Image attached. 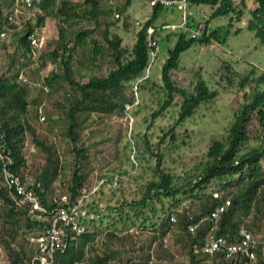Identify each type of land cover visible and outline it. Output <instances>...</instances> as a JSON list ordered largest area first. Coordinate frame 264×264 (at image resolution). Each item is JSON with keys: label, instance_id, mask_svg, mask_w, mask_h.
I'll use <instances>...</instances> for the list:
<instances>
[{"label": "trees", "instance_id": "obj_1", "mask_svg": "<svg viewBox=\"0 0 264 264\" xmlns=\"http://www.w3.org/2000/svg\"><path fill=\"white\" fill-rule=\"evenodd\" d=\"M104 1L66 0L58 6L57 0H41L28 11H23L19 16L23 29L18 31L16 50L9 57V67L17 66L16 72L9 77L0 75V154H9L11 165L8 170L23 180V168L27 163V155L23 151L26 138L30 137L36 150L42 151L43 165L35 170L33 185L27 187L38 196L47 214L58 207L54 201L53 183L62 166L56 143L48 136L52 129L48 127L49 132L44 134L36 128L41 117L43 122L46 120V123L51 124V128L64 124L62 136L69 140L71 152L75 156L67 193L71 195L70 202H76L83 196L78 220L85 226V231L80 235L67 231L63 238L64 247L55 252L52 264H110L117 251L102 252L100 243L104 237L110 243L134 240L133 249L149 258L144 264H151V251H147L151 245L146 244L149 235L154 241V233L159 232L164 236L175 229L179 235L175 237L174 245L188 257L189 264H244L243 258H227L222 250L209 256L203 249L213 226L210 216L225 201H229V206L215 225L217 237L232 243L237 241L241 228L252 234L264 230V71L258 73L257 67L249 65L247 74L236 84L240 90H244V94L242 103L233 112L232 121L223 134L210 136L206 152L196 157L198 160L192 166L184 163L183 157V150L189 146V138L193 133L188 129V124L195 123L203 110L214 105L218 92L211 89L199 73L187 86H179L176 77L178 72L184 70L179 61L185 51L193 45L207 47L213 42L223 44L229 36L232 22L240 20L245 10L248 17L246 30L252 32L260 46L264 47V0H241V8L233 0H186L188 9L194 10L193 16L189 17L188 30L179 31L174 46L167 50V57L161 67V85L150 83L147 74L149 61L154 59L152 54L156 50L149 46L148 30L152 28V36L157 37L162 27L156 28L154 23L166 10L161 6L153 7L151 15L135 33L132 47L124 48L121 37L109 31L113 23L101 22L114 11L118 12V17L125 14L130 2L126 0L122 8H112L110 5L105 6ZM246 1H250L251 6ZM84 6L85 11L81 12ZM206 7L212 9L210 19L228 17V26L211 29L209 21L205 20L202 21L204 28L201 34L191 38V31L201 21L198 19V10ZM13 8L14 0H0V40L19 28L7 24ZM49 14L59 21L58 39L54 42L58 48L50 52L43 50L37 67H31L30 36L41 30ZM86 19L93 21L97 28L102 26L101 41L90 38L93 31L72 29L79 21ZM129 20L126 14L122 23L126 31L132 27ZM63 24H67V27ZM238 32L240 29H236L235 33ZM104 50L114 68L106 75L91 76L85 83L77 81L74 78V64L80 67L92 65L98 52ZM77 51L81 52L84 63L75 59ZM46 61L54 64L58 62V68L41 78L39 74L46 66ZM27 70L38 78L36 81L42 82L43 87L36 91L39 96H44V101L64 89L61 99L53 102L60 110L56 116L45 113L39 104L40 98L31 101V90L34 89H29L17 80L19 73H26ZM229 72L232 77L236 76V73ZM228 80L231 81L230 78ZM149 84L151 86L147 90H155L157 95V110L149 119H144L147 126L137 140L129 136L127 146H132L133 150L132 168L137 169V161L144 159L150 177L144 179L142 184H137V177L121 171L110 180L100 178L98 190L89 197L81 195L83 185L78 163L87 152L81 144L83 124L104 117L128 115V111L135 106L138 93L146 90ZM156 120L164 123L156 126ZM3 164L0 158V182L3 184L0 187V200L7 208L4 217H0L1 232L13 243L21 229L19 220L24 219L26 229L39 230L32 235L39 234L49 223L29 214L26 208L16 207L12 190L7 189L3 182ZM177 164L183 168L181 174L171 168ZM124 178L128 184L126 189L122 187ZM36 183L40 185L38 188L35 187ZM107 185L112 189V196L119 192L121 197L114 203L108 198L101 204L94 197L96 194L103 197V189ZM129 190H134L130 199L126 195ZM213 193H217L218 197L214 198ZM82 210L86 211L85 216L81 215ZM90 214L94 215L93 219L89 217ZM196 224L197 228L191 232L189 228ZM20 235L26 244L19 245L17 251L10 248L9 244L6 246L12 257L11 264H29L33 257V249L29 245L31 235L28 238L24 232ZM141 237L144 238L139 239ZM27 245L29 249L26 251ZM262 245L264 231L259 237L258 247ZM258 258H262L260 253ZM258 264L263 262L259 261Z\"/></svg>", "mask_w": 264, "mask_h": 264}, {"label": "rangeland", "instance_id": "obj_2", "mask_svg": "<svg viewBox=\"0 0 264 264\" xmlns=\"http://www.w3.org/2000/svg\"><path fill=\"white\" fill-rule=\"evenodd\" d=\"M64 1L66 0H57V5L59 6L60 3ZM71 1L80 2L81 0ZM125 1L126 0H105L104 3H106L105 6L110 5L112 8H122L125 5ZM233 1L238 8H241V0ZM129 2L130 4L125 14L119 15V17L116 18L115 15L118 12L114 11L105 19L103 18V22H101L102 24L105 22L113 23L109 31L121 37L122 47L124 48L132 47L135 42V33L151 15L148 0H129ZM246 2L248 6H251L250 1ZM80 10L84 12L85 6ZM190 11L194 12V10ZM198 12V19H201V21H209L211 29L228 26V17L210 19V14L212 13V9L210 8H201ZM246 12L245 10L240 20L232 22L229 28V36L223 44L213 42L211 46L207 47L193 45L180 57L179 65L183 67L184 70L178 72L176 77V83L179 86H187L193 81L196 73H199L207 85L218 92L214 105L209 109L203 110L199 114L200 117L195 120V123L188 124V129L192 130L193 133L189 138V146L183 150V157L184 163L189 166H192L195 161L198 160L196 157L206 152L210 136L223 134L226 126L232 121L233 112L242 103L244 94V90H240L236 84L243 75L247 74L249 65L257 67L258 73L264 71V47L260 46L259 40L254 37L252 32L246 30L248 18ZM4 13H6V11H4ZM126 14L129 15V23L132 26L128 31L123 28L122 24ZM180 21V14L175 12L170 15L163 13L154 23L156 28L162 27V31L157 35L158 50L154 59L152 60L151 58L149 61L147 74L150 83L161 85L160 74L162 64L167 57L168 48L174 46L176 35L179 32L177 29L172 30L170 27L165 26L168 24L171 25L172 23L177 24V22ZM63 25L67 27V24ZM22 26L23 23H21V26H19L17 30L12 33L9 31L8 33L10 34L0 40V75L2 76L9 77L16 72L17 66H13L12 68L9 67V57L12 55L13 51L16 50V36L18 31L23 29ZM58 27V18L49 14L41 30L37 32V36L43 45L42 50L50 52L53 48H58L54 43L58 39ZM72 29L75 31L80 29L88 30L89 32L93 31L91 32L90 38L95 41H101V34L103 33L102 26L97 28L93 21L87 19L79 21ZM236 29H240V32L235 33ZM75 56L77 61L84 63V58L80 51H77ZM46 62V66L39 74L41 78H45L51 71L54 72L58 68V62H56V64H54V62ZM226 66H228V69H226ZM113 68V62L106 50H104V52H98L92 65L84 64V66L80 67L75 63L73 66L74 78L81 83H85L91 76L106 75L108 71ZM229 71L236 73V76L232 77ZM24 74L32 81L38 79L33 73L28 72V70L26 73L24 72ZM229 78L231 79V83L228 80ZM150 86V84L147 85L146 90L138 93L135 106L128 111V115L104 117L102 120L94 119L95 122L89 120L83 124L82 130L80 131L81 144L87 149V152L84 158L79 159L78 163L79 175L83 185L80 191L81 195L89 197L98 190L97 188L101 181L100 178L106 177L110 180L113 176L117 177L119 174L118 172L121 171H127L133 177H137V184H142L144 179L150 177L148 164L145 163L144 159H141L140 162L137 161V169L132 168L133 161L131 159L133 150L131 151L132 146H127L129 136H131L133 140H137L147 126L144 119H149L148 117L157 110V95L155 94V90H147ZM68 88L67 86L66 89ZM36 90L37 89L31 90V101L35 98H40L39 104L41 103L46 114L52 113L56 116L60 113V110L54 106L53 102L57 99H61V93L64 89L62 92L54 93L51 99L47 101H44V96H39ZM163 123L164 121L156 120V126H160ZM50 126L51 124L46 123V120L45 122L40 120V123L38 122L36 124V128L44 134L49 132L47 129L48 127L52 129L51 132L48 133V136L56 143L58 154L60 155L62 170L57 180L53 183L54 194L57 196L67 193L68 191L75 156L71 152L69 140L62 136L65 128L64 124L61 123L59 126H53L52 128ZM23 151L27 155V163L23 168L24 178L33 182L35 179L34 172L42 167L44 156L41 150H36L30 137L26 138ZM171 168L179 174H181L183 169L178 164L173 165ZM122 180V187L126 189L128 186L127 180L125 178ZM0 187H3L1 182ZM111 190L112 189H109L107 185L103 189L104 196L102 197L96 194L94 198L96 201H101V204L108 198L111 200V203H114L121 195L117 192L116 196H112ZM133 191L134 190H129V192L126 193L128 199L133 196ZM99 198L101 200H98ZM88 200H90V198ZM5 210H7V208L0 200V217H4ZM19 226L21 229L18 231L17 240L11 243L12 241H10L7 235L1 232L2 223L0 221V264H11L12 257L6 248L8 244L10 248L17 251L19 245L26 244L20 235L21 233L24 232L26 234L25 236L28 238L30 235L39 231L38 229H26L24 219L19 220ZM263 231L264 230L261 229L254 234L260 237ZM153 235L156 236L154 241L150 235L146 240V244L148 243L151 245L150 248H147V251H151V264H189L188 257L181 253L174 245L175 237L179 235L178 230L175 229L164 236H161L159 232ZM143 238L144 237H141L139 239ZM132 241L126 239L122 243L117 241L110 243L106 241L104 237L101 240L100 248L102 252L106 253L117 251V254L110 264H126L127 262L134 263L135 261L139 264H144V262H148L149 258L147 259V256H144L143 253L139 254L136 252L135 248L133 249ZM25 247L27 251L29 249L28 245Z\"/></svg>", "mask_w": 264, "mask_h": 264}, {"label": "built area", "instance_id": "obj_3", "mask_svg": "<svg viewBox=\"0 0 264 264\" xmlns=\"http://www.w3.org/2000/svg\"><path fill=\"white\" fill-rule=\"evenodd\" d=\"M40 2L41 0H14V8L12 13L8 16L7 24L20 26L21 22L19 21V16L23 14V11H28L33 4ZM148 5L150 8L161 6L167 10L179 12L181 15V22L177 26L178 28L187 27L189 17L192 16V12L189 11L186 0H148ZM115 17L118 18V15L116 14ZM170 28L174 29L175 26H171ZM203 28L204 25L199 23L196 29L191 31L190 37H197ZM152 33L153 29L150 28L148 30L149 46L150 48L157 49V38L152 36ZM30 43L32 49V61L30 66L37 67L39 57L43 51V45L36 33L30 36ZM155 53L156 50L152 54V57L155 56ZM17 80L21 84L26 85L29 89H41L43 87L41 81H30L24 72L19 73ZM39 113H41V108H39ZM40 120L43 121V117H41ZM0 158L4 161L2 169L3 182L7 189L12 190V200L16 207L26 208L29 214L49 223V226L39 234L31 235L29 237V245L33 249V257L29 264H52L55 252L64 247L63 238L65 233L71 231L75 233V235H80L85 231V226H83L78 220L83 196H80L76 202H70L71 195L69 193L57 195L55 196L54 201L58 204V207L51 211L50 214H47V210L40 205L38 196L27 187L28 185L32 186L33 182H30L27 179L22 180V178L14 175L8 170L11 165L9 154H0ZM39 186V183H36L35 187L38 188ZM213 197L217 198L218 194L213 193ZM60 204H65L66 206L63 207ZM228 206L229 201H225L223 206L217 207L212 212L210 220L212 221L213 226L207 234L206 243L203 249L204 253L212 256L217 251L222 250L227 258H243L244 264H258L259 261H262L264 264V245L258 247L259 237L255 236L248 230L241 228L238 233L237 241L232 243L228 242L227 239L223 237H217L215 235V225L218 223L222 213ZM35 212L38 214L35 215ZM42 214L47 216H43ZM86 214L85 210L81 211L82 216H85ZM89 217L93 219L94 215L90 214ZM173 220L174 217L172 216L171 221ZM202 221L203 220L199 223ZM196 228L197 224L191 226L189 229L193 232ZM258 253L262 255L261 260L258 258Z\"/></svg>", "mask_w": 264, "mask_h": 264}, {"label": "clouds", "instance_id": "obj_4", "mask_svg": "<svg viewBox=\"0 0 264 264\" xmlns=\"http://www.w3.org/2000/svg\"><path fill=\"white\" fill-rule=\"evenodd\" d=\"M150 9H152V8H150ZM204 9V8H203ZM166 10V12H170V13H175V12H177V11H171V10H167V9H165ZM190 11V10H189ZM191 12V11H190ZM177 13H179V12H177ZM180 14V13H179ZM192 16H193V12H192ZM180 17H181V15H180ZM202 21H204V20H202ZM202 21H199V23H202L203 24V22ZM181 22V21H180ZM180 22H177V24L176 23H172L171 25L170 24H168V25H166L165 27H171V26H175V28L174 29H172V30H175V29H177V30H179V31H186V30H188V25L190 24V22L188 23V25H187V27H185V28H178L177 26L179 25V23ZM198 23V24H199ZM197 24V25H198ZM204 25V24H203ZM197 27V26H196ZM196 29V28H195ZM203 30V29H202ZM201 30V31H202ZM201 31H200V33H199V35L201 34ZM198 35V36H199ZM197 36V37H198ZM157 38V37H156ZM196 38V37H195ZM157 42H158V39H157ZM157 50H158V44H157V49H156V52H157ZM156 54V53H155Z\"/></svg>", "mask_w": 264, "mask_h": 264}, {"label": "crops", "instance_id": "obj_5", "mask_svg": "<svg viewBox=\"0 0 264 264\" xmlns=\"http://www.w3.org/2000/svg\"><path fill=\"white\" fill-rule=\"evenodd\" d=\"M163 13H165V14H167V15H170V14H173V13H170V12H163ZM170 19V18H169ZM169 21V20H168Z\"/></svg>", "mask_w": 264, "mask_h": 264}]
</instances>
